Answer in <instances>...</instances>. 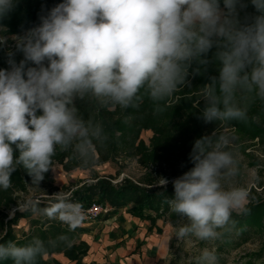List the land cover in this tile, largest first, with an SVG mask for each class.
<instances>
[{
  "label": "clouds",
  "instance_id": "1",
  "mask_svg": "<svg viewBox=\"0 0 264 264\" xmlns=\"http://www.w3.org/2000/svg\"><path fill=\"white\" fill-rule=\"evenodd\" d=\"M17 3L0 0V19ZM251 3L257 14L244 23L242 0H223V8L220 0H62L51 8L38 26L12 37L23 59L17 63L9 51V67L0 69V189L12 187L20 168L39 185L57 151L84 165L92 161L108 136L101 121L83 117L77 101L99 111L138 108L147 97L163 113L180 99L177 93L192 89L190 75L207 73L210 64L218 74L196 88L200 118L216 125L253 119L252 106H264V0ZM2 33L0 45L7 43ZM232 142L218 128L196 139L189 154L194 166L171 181L169 206L186 221L176 230L178 241L220 239L233 213L248 210L250 191L233 183L240 168ZM168 183L159 177L158 186ZM42 211L70 231L85 219L80 203L59 194ZM44 252L38 237L25 245L0 243V261L13 264H36ZM218 260L205 248L199 264Z\"/></svg>",
  "mask_w": 264,
  "mask_h": 264
},
{
  "label": "rangeland",
  "instance_id": "2",
  "mask_svg": "<svg viewBox=\"0 0 264 264\" xmlns=\"http://www.w3.org/2000/svg\"><path fill=\"white\" fill-rule=\"evenodd\" d=\"M5 37H7V43L2 45V48L8 53L15 47V40L12 39L14 36ZM190 81L192 89L185 88L177 95L180 98L199 101L195 93L201 83L196 80ZM176 100L173 98L165 116L149 110L150 107H154L150 100L146 101L149 107L133 108L130 113L126 114L119 106L105 107L108 118L112 122H117L119 127L128 125V129L122 132L116 131L112 140L107 135L105 145L97 148L94 158L87 165L82 164L69 152L73 156L74 163L67 165V158H64L63 162H53L51 169L39 185L33 184L32 178L26 180L27 193L20 195L18 207L24 208L26 204L38 199H56V194L70 198L75 190L95 186L98 182L109 183L112 186L129 182L147 191L172 187L171 181L194 166L189 159V154L195 140L211 135L216 128L233 138L232 149L240 168V174L233 183L246 187L250 191V199L246 206L264 204V122H258V127H262V133H257L255 128L247 123L238 125L205 123L192 111L175 108ZM76 103L79 104V101ZM141 115L145 116V119L149 115L155 116V126L159 128V135L155 137L149 125L145 128L140 126L138 118ZM164 151H166L164 156H168L167 158L163 156ZM159 177L169 180L166 187L158 186ZM173 197L174 189L166 198L167 205L165 210H162V217L153 225L138 219L140 222H145V237L155 233V238H157L154 245L149 248V253H156L161 241L164 245L162 254H159L160 257L155 256L159 259L154 264H199L201 251L205 248L217 253L218 264H264V221L261 216H258L256 223L245 227L244 235L231 226L217 240L198 241L194 237H189L178 241L175 238L176 230L186 221L171 211L168 201ZM131 206L132 203L118 208L110 207L105 202L103 208H109V211L101 215L96 222L99 221L102 225L106 219L115 218V221L121 225L133 226L134 222L138 221L128 213ZM233 214L241 215L237 212ZM252 214L259 215V211L254 210ZM118 219H123V224ZM29 225L28 220L20 219L14 229L18 234L27 232ZM99 226L100 224L96 227L98 232H100ZM129 234L131 236L133 231ZM59 255H53L50 258L62 264H69L68 260ZM44 259H49V257L45 256ZM120 264H125V262Z\"/></svg>",
  "mask_w": 264,
  "mask_h": 264
},
{
  "label": "trees",
  "instance_id": "3",
  "mask_svg": "<svg viewBox=\"0 0 264 264\" xmlns=\"http://www.w3.org/2000/svg\"><path fill=\"white\" fill-rule=\"evenodd\" d=\"M61 2L62 0H18L15 9L10 12L8 16L0 19V28H2L0 31H3L2 34L4 36L23 35L28 29L38 26L41 16L46 15L51 8ZM242 3H244L246 7L239 9V18L241 23H244L246 22V17L254 16L257 12L251 0H242ZM220 6L223 8V0H220ZM10 51L15 52V60L17 63L23 59V54L16 52L15 47ZM214 52L215 48L208 53V58L210 60ZM7 54L8 53L2 48V45H0V69L9 67L7 63ZM217 74L215 65L210 64L207 73L195 76L190 75L189 80H196L203 85L208 82L209 76ZM148 100L149 99L145 97L142 102H140L139 108L145 109V107H149L150 105H146V101ZM196 101L197 99L181 97L175 101L174 107L185 111H192L200 118V113L203 110V101H201L200 104ZM195 102L196 104H194ZM77 107L81 109L80 113L85 119L91 117L101 121L111 140L116 131L122 132L128 129V125L119 127L117 122H112V120L108 118L107 111L104 108L97 111L93 103L79 101ZM132 109L133 108L123 109V111L126 114L130 113ZM149 110H153L154 113H157L154 107H150ZM168 110L169 108L160 114L165 116ZM250 117H253V119H250L248 122L232 121L229 124L238 125L239 123H247L251 127H254L257 133H262V127H258V122H264V106L259 103L253 105ZM138 119L141 123V127L145 128V126L149 125L155 137L160 134L159 128L155 126V116L149 115L145 119V116L141 115ZM140 145L143 147L141 143ZM165 154L166 151H164L163 156ZM64 158H67V165L74 163L73 156L69 154V152L61 151H57V154L53 157V162H63ZM29 179H31V177L27 172L24 171L23 168H20L12 175V187L6 191L0 189V243L13 241L18 245H25L30 243L34 237H38L45 242V252L43 255L37 257L36 264H62L56 259L50 258L53 255L59 254L68 260L69 264H87L84 263L82 259L88 251V245L81 240V235L85 234L88 229L78 226L76 229L70 231L68 225L65 223L58 219H49L43 214V208L49 206L55 199H38L37 201H32L30 204H26L24 208L18 207L19 200L21 199L20 195L27 193L25 183L26 180ZM172 189H174L173 186H168L157 191H147L129 182L117 186L98 182L95 186H86L75 190L69 199L73 202L80 203L82 206H89L92 203L104 206L106 202L110 207L118 208L132 203L128 213L140 221H147L153 225L162 217V210H165L167 205L166 198ZM246 208L248 210L241 213L240 216H236L235 214L232 215V223L229 225L228 230L233 226L237 232L244 235L245 227L256 223L258 216H261L262 221H264V204L249 205L246 206ZM254 210L259 211V215L252 214ZM20 219L28 220L30 225L27 232H20L18 234L14 227ZM61 235H67L68 240H57V237ZM50 241L54 243H50ZM45 256L49 257V259H44ZM0 264H13V262L9 259L0 261ZM88 264L97 263L92 262Z\"/></svg>",
  "mask_w": 264,
  "mask_h": 264
},
{
  "label": "crops",
  "instance_id": "4",
  "mask_svg": "<svg viewBox=\"0 0 264 264\" xmlns=\"http://www.w3.org/2000/svg\"><path fill=\"white\" fill-rule=\"evenodd\" d=\"M96 221L80 225L88 229L85 234L81 235V240L88 245V252L82 260L84 263L154 264L164 250L161 241L156 253H149V248L154 245L157 238H155V233L145 237V222H140L138 219L133 226L123 224V219H118L123 225L117 223L115 218L106 219L102 225ZM98 223L100 232L96 230ZM130 231H133L131 236ZM156 255L158 257H155Z\"/></svg>",
  "mask_w": 264,
  "mask_h": 264
},
{
  "label": "built area",
  "instance_id": "5",
  "mask_svg": "<svg viewBox=\"0 0 264 264\" xmlns=\"http://www.w3.org/2000/svg\"><path fill=\"white\" fill-rule=\"evenodd\" d=\"M84 210L85 219L82 224L92 223L96 221L101 215L107 213L109 208H106L99 204L92 203L89 206H82Z\"/></svg>",
  "mask_w": 264,
  "mask_h": 264
}]
</instances>
